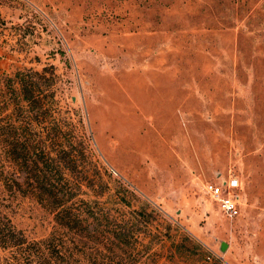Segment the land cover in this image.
Here are the masks:
<instances>
[{"label": "rangeland", "instance_id": "1", "mask_svg": "<svg viewBox=\"0 0 264 264\" xmlns=\"http://www.w3.org/2000/svg\"><path fill=\"white\" fill-rule=\"evenodd\" d=\"M27 71L58 108L34 123L50 157L60 141L73 151L68 174L49 162L48 175L90 238L12 181L25 173L5 149L11 129L36 121L17 107ZM232 174L229 219L203 185ZM0 218L29 244H70L81 264L105 256L82 244L120 227L149 246L177 227L204 249L182 264H264V0H0ZM32 251L0 246V264Z\"/></svg>", "mask_w": 264, "mask_h": 264}, {"label": "trees", "instance_id": "2", "mask_svg": "<svg viewBox=\"0 0 264 264\" xmlns=\"http://www.w3.org/2000/svg\"><path fill=\"white\" fill-rule=\"evenodd\" d=\"M38 76H40L39 72L32 73L29 71L16 75L18 79V87L16 88L18 91L17 107L21 111L34 113L36 121L25 122L23 120L22 124L16 122L17 126H13L11 129L14 132L7 140V148L5 149L8 152L10 162H13L18 170L21 169L25 173L22 182L16 178H13L12 181L18 189L24 184L41 203L52 209L58 227L82 240L84 237L90 238L94 231H91L90 226L83 222L84 218L80 213L78 204L71 200L69 192L63 190L61 185L52 181L48 175L49 162L54 163V170L60 176L68 174L67 171H71L73 168L70 164L73 160V151L71 145H63L60 141L53 151L54 157H50L51 151L47 149L45 139L41 136L42 132L38 133L37 131V122L43 123L45 118L42 115L51 113V119L55 120L53 115L57 114L56 111L58 110L55 105L43 101V97L47 95L36 81ZM37 125L41 127L39 124ZM52 139L57 138L52 137L50 141ZM166 229H171L170 224H167ZM172 229L176 235H179V238L178 236L172 238L173 236H169L171 235L169 232L163 233L161 231L160 235L161 233L163 235L159 238V244H155V246L134 244L138 242L137 237L132 238L134 231L121 229V227L115 233L114 238L104 236L102 231L104 240H100L97 244H88L89 246L82 244V254L87 251H92L90 252L92 254L93 250L95 251L94 255L100 252L105 253V256H102L99 261L96 258L95 262L92 259L87 264H182V261L186 262L184 257L190 256L195 252V249H199V254L204 252L200 244H184V242H189L188 236L179 233L177 227ZM164 235H168V238L165 239ZM52 238L53 235L50 239L43 240L46 243L45 246L39 245L38 247L35 244H29L30 242L26 238L19 235L12 226L2 222L0 218V246L18 249L20 252L26 248L33 250L30 253L32 261H29L28 264H81V259H76L70 250V244H65L63 241L60 244H55ZM78 241L82 242L81 240ZM166 241H170L172 244H165ZM75 245L79 246V244ZM67 251L68 256L65 257ZM178 257L182 260L178 261Z\"/></svg>", "mask_w": 264, "mask_h": 264}, {"label": "built area", "instance_id": "3", "mask_svg": "<svg viewBox=\"0 0 264 264\" xmlns=\"http://www.w3.org/2000/svg\"><path fill=\"white\" fill-rule=\"evenodd\" d=\"M239 180L235 175L220 178L217 182L207 181L203 185L204 192L215 202L218 209L229 219L239 213L236 196L232 191L238 187Z\"/></svg>", "mask_w": 264, "mask_h": 264}, {"label": "water", "instance_id": "4", "mask_svg": "<svg viewBox=\"0 0 264 264\" xmlns=\"http://www.w3.org/2000/svg\"><path fill=\"white\" fill-rule=\"evenodd\" d=\"M225 247H226V243L222 242L220 246L221 250H225Z\"/></svg>", "mask_w": 264, "mask_h": 264}]
</instances>
